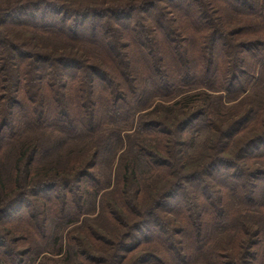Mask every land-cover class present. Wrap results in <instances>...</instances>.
Listing matches in <instances>:
<instances>
[{"label": "trees", "instance_id": "trees-1", "mask_svg": "<svg viewBox=\"0 0 264 264\" xmlns=\"http://www.w3.org/2000/svg\"><path fill=\"white\" fill-rule=\"evenodd\" d=\"M16 10L96 59L0 32V264H264L263 0Z\"/></svg>", "mask_w": 264, "mask_h": 264}, {"label": "rangeland", "instance_id": "rangeland-1", "mask_svg": "<svg viewBox=\"0 0 264 264\" xmlns=\"http://www.w3.org/2000/svg\"><path fill=\"white\" fill-rule=\"evenodd\" d=\"M143 0H0V22L3 15L13 13L17 11L16 9H22L24 7H35L36 5H40L42 3H52L56 5H63L64 7H70L74 11L76 9H84L86 7L91 8H98V7H108V8H118L123 7L125 5H132L135 3H140ZM154 1V0H148ZM263 10H264V0H263ZM16 16V14H15ZM183 25V24H182ZM4 26L0 25V32L4 31L5 37L14 43H24L29 50L34 52H41V53H48L52 54V51L55 53H66L65 55L69 54L71 56H79L83 57L84 59H88L87 61H94L95 53L92 49L88 47H80L79 45L72 44L64 39L56 38L53 36H43L40 34H36L29 29H3ZM19 30V31H18ZM18 31V32H17ZM1 37V33H0ZM68 56V55H67ZM102 109V108H101ZM33 133L29 134L28 138H31ZM35 135V134H34ZM44 139V138H43ZM48 141H42L41 143H47ZM69 147V146H68ZM67 147V148H68ZM81 147V146H80ZM75 148H72L74 150ZM67 150V149H66ZM204 150L196 156H194V160L198 162L202 158V153ZM6 160V159H5ZM191 160L189 162H192ZM195 162L190 163L189 166H193ZM10 166V165H9ZM103 169V168H101ZM102 171V170H101ZM6 178H10L8 182H12V177L14 176L13 171H8V165L4 168ZM7 182V180H6ZM50 218V217H49ZM262 217H255V220L259 222ZM47 223H50L49 221ZM51 227V224L50 226ZM73 225L69 226L66 230H70V233H73L74 229L72 228ZM17 231L22 230L25 226L16 227ZM49 229V228H48ZM231 235V233H230ZM40 246V244H37ZM136 256H128V261L126 264H133L135 261Z\"/></svg>", "mask_w": 264, "mask_h": 264}]
</instances>
